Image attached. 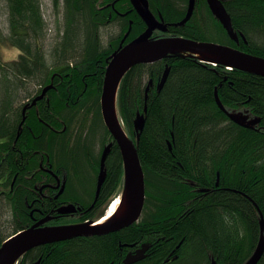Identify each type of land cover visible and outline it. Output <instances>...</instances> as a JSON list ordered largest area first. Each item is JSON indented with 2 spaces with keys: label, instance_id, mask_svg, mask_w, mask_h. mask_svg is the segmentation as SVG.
<instances>
[{
  "label": "trees",
  "instance_id": "16d2710c",
  "mask_svg": "<svg viewBox=\"0 0 264 264\" xmlns=\"http://www.w3.org/2000/svg\"><path fill=\"white\" fill-rule=\"evenodd\" d=\"M4 1L9 25L4 43L18 56L0 65V156L1 145L8 156L0 162V218L11 217L10 232L0 230V246L10 235L31 226L26 179L38 164L32 160L16 165L9 153L23 117L20 100L49 85L55 74L63 78L60 83L53 77L62 89L47 92L46 112L38 105V117L34 111L26 114L13 147L23 145L19 149L24 156L28 149L47 151L52 158L49 164L68 172V196L88 202L96 198L104 141H112L101 121L102 80L106 59L128 27L126 20L115 24L119 36H111L103 46L100 30L109 24L106 12L97 15L96 0H62L63 36L50 50L48 62L41 50L40 2ZM59 1L52 0L53 6ZM148 2L152 13L160 14L166 23L177 24L186 15L188 0ZM223 4L234 31L245 42L229 39L206 0H196L189 21L169 27L168 34L225 44L264 58V0H224ZM131 25L126 42L145 28L135 17ZM167 66V79L157 91ZM30 83L38 86L33 92ZM216 92L228 112L259 117V124L248 128L230 120L218 107ZM117 109L144 174L145 203L139 222L101 236L39 246L18 264H120L125 250L141 243L150 244V249L138 264H245L259 241L260 215L264 219V77L195 58L170 57L133 66L121 80ZM137 114L144 115L138 138ZM49 124L63 132L52 131ZM105 174L97 198L104 206L122 187V160L115 143L105 160ZM101 211L100 215L104 208ZM257 264H264V252Z\"/></svg>",
  "mask_w": 264,
  "mask_h": 264
},
{
  "label": "water",
  "instance_id": "95a60500",
  "mask_svg": "<svg viewBox=\"0 0 264 264\" xmlns=\"http://www.w3.org/2000/svg\"><path fill=\"white\" fill-rule=\"evenodd\" d=\"M132 4L145 23L146 29L137 38L123 46V43L129 31L124 35L117 50L107 60L105 69L101 95V117L109 134L113 138L120 151L123 166V186L120 196V204L117 211L107 222L100 225H94V222H86L82 224L60 225V226H45L38 228L44 223L43 220L29 228L21 230V233H16L14 237L10 236L0 246V264H17L19 260L30 250L57 242H62L71 238L101 236L108 233L116 232L127 228L136 223L143 211L145 202V182L143 169L138 157L137 149L131 139H129L126 131L123 128L121 119L117 109V95L119 86L124 75L135 65L152 64L170 57H189L195 58L202 63L220 65L228 69L238 70L240 72L255 76L264 77V58L256 55L243 52L234 47L219 44L215 42L196 41L193 39L170 36L153 38L152 34L155 30L162 32L167 31V26L158 22L154 15L149 10L147 0H131ZM211 13L222 25L227 35L234 42H238V36L234 32L229 14L221 0H206ZM195 0H188L187 12L183 20L174 26H183L191 17ZM243 40L245 38L241 35ZM169 67H166L160 81L157 84L159 91L168 76ZM152 82L150 81V86ZM52 88V84L46 86L41 94L34 98L30 104H27L22 109L23 119L25 120L26 110L33 106L38 100L42 99L46 92ZM149 89H146V92ZM215 101L218 107L226 112L227 117L248 128H255L260 122L259 117H250L242 112H228L221 104L217 92L215 93ZM144 127V115L137 114L134 120V132L136 137L142 132ZM19 133L17 134V137ZM112 142L105 146L100 158L98 188L104 181L105 176V160L112 146ZM73 206L61 208L60 214H66L74 211ZM260 237L253 255L245 262V264H257L264 252V219L260 215ZM148 248L143 245L134 254H128L123 259V264H133L143 257L144 251ZM36 264V263H35ZM38 264V262H37Z\"/></svg>",
  "mask_w": 264,
  "mask_h": 264
},
{
  "label": "flooded vegetation",
  "instance_id": "af4514ba",
  "mask_svg": "<svg viewBox=\"0 0 264 264\" xmlns=\"http://www.w3.org/2000/svg\"><path fill=\"white\" fill-rule=\"evenodd\" d=\"M95 5H96V11L98 12L97 15L103 12L107 13V16H105L106 24H109V25L113 24L115 26V24H119L122 22L124 23V20H126V23L128 25L126 32L128 31V29H130L129 33L131 32V29H132L131 24L133 23V17L138 18L142 21V19L136 13L131 0H96ZM156 17L158 19L163 20L160 14H157ZM143 24L145 26L144 22ZM155 35L162 36L163 34L156 33ZM117 36H119V33L117 34ZM239 40L244 41L240 34L238 35L237 44L239 43ZM87 75H91V74H87ZM54 76L58 78L60 83L63 81V78H61L59 75L55 74ZM53 77H51V83L54 86L50 90L56 89L58 91L59 89H62V85L60 83H55V80L53 79ZM89 81L94 82V79L91 78ZM40 89L42 90V88ZM41 90H39L37 93L34 92L31 98L26 99V102L23 103V106L25 104L30 103L34 97L39 95ZM57 95L59 99L62 98L60 91ZM52 98L53 97H51V99ZM43 102L44 104H42ZM47 103H48L47 97L45 96L42 100L38 101L34 106L28 108L26 111V114L30 113V111H34L35 115L38 117L39 109L37 108V106L39 105L41 110L46 112V108L48 107ZM101 121L103 123V120ZM48 126H50V129L52 131H55L58 133L63 132V130H57V127L52 124H49ZM27 129L29 131L28 127ZM18 139L19 137L16 139V141L13 143L12 147L10 148V150L12 151V152L9 151V153H11L10 155L11 160H13V162L16 165L18 164L28 165L32 160H36L38 164V169L35 170L26 179L28 184H30V187L27 188V196L25 200V204L28 209V215H29L30 222H31L30 225L39 223L40 221H43V220H46V222L41 226L73 225V224H81V223H85L88 221L98 220V218L101 216L100 214L102 212L101 211L102 208L105 207L104 205H102V200L101 201L99 200L100 202L97 200V198L99 197V194L96 196V192H95L96 198L91 202H88V200L86 199L79 200L78 198L68 196L67 183H68L69 176H68V172L65 169V167L61 165L53 167L52 163L49 164V162L52 161V158H51V155L47 151L41 152L40 154L37 151H34V150L30 151L31 149H28V155L24 156L19 149V147H23V145H19L18 148L13 147L14 144H16V142L18 141ZM107 143L108 141H106L105 139L104 148L107 145ZM0 144H2V142H0ZM24 146L29 148V145H24ZM3 149H4V146L1 145L2 151H1V156H0V162L5 161V159H7L8 157L5 153H3ZM103 149H102V152H103ZM51 165H52V168H51ZM16 177H17V174H15L10 184L11 190L13 189V185L16 180ZM105 177H106V174H105ZM97 179H98V175H96V179H95L96 185H97ZM104 180L106 181L105 178ZM111 188L112 187H110L109 189ZM78 195H81V194H78ZM82 195H84V193ZM68 206H73L75 210L69 213L60 215L59 210L61 208H65ZM77 238L86 239V237H77ZM87 238H91V237H87ZM140 245L141 244L132 245L129 248H127L125 250L124 257L126 254H134L140 248ZM149 249H150V244L148 245L147 251ZM145 256H146V253L144 255V258ZM144 258H142L138 262L142 261ZM122 261L123 259L121 260V263ZM138 262H136L135 264H138Z\"/></svg>",
  "mask_w": 264,
  "mask_h": 264
},
{
  "label": "rangeland",
  "instance_id": "374dc122",
  "mask_svg": "<svg viewBox=\"0 0 264 264\" xmlns=\"http://www.w3.org/2000/svg\"><path fill=\"white\" fill-rule=\"evenodd\" d=\"M40 2V9L42 20L44 23V39L42 42V52L45 55V61L49 62L50 50L60 41L63 36L64 24H65V7L63 1H59L57 7L53 6L51 0H38ZM7 6L4 0H0V65L5 62L14 60L17 58V52L9 48V45L5 44V37L9 33L8 14L6 12ZM100 36L102 45L106 46L111 36L117 35L118 30H115V26L108 25L100 30ZM3 37V38H2ZM31 92L38 88L37 85L30 83ZM21 103L26 102V98H22ZM118 199L120 198L117 197ZM121 201V200H120ZM11 217L5 215L0 218V230L5 233L10 232Z\"/></svg>",
  "mask_w": 264,
  "mask_h": 264
},
{
  "label": "bare ground",
  "instance_id": "6f19581e",
  "mask_svg": "<svg viewBox=\"0 0 264 264\" xmlns=\"http://www.w3.org/2000/svg\"><path fill=\"white\" fill-rule=\"evenodd\" d=\"M112 55V54H111ZM110 55V56H111ZM100 112H101V104H100ZM103 124H104V122H103ZM105 126V125H104ZM105 128H106V126H105ZM107 129V128H106ZM108 131V130H107ZM120 152V151H119ZM100 166V165H99ZM97 188H98V179H97V185H96V196H97ZM101 188V187H100ZM100 190V189H99ZM118 202H119V200L118 199H116V200H114L110 205H109V209L107 210V212H106V214H105V216L103 217V218H101L100 220H99V222H98V224L97 225H100V224H104L105 222H107L110 218H112L113 217V215L115 214V212L117 211V208H118ZM37 224V223H36ZM33 225H35V224H33ZM33 225H31V226H33ZM38 228H42V226H41V224L38 226ZM117 232V231H116ZM87 238V237H86ZM71 239H73V238H71ZM71 239H68V240H71ZM68 240H65V241H68ZM65 241H62V242H65ZM43 246V245H42ZM148 249V248H147ZM147 249H146V251H147ZM146 251H144V253H143V257L142 258H144V255H145V253H146ZM141 258V259H142ZM140 259V260H141ZM139 261V260H138ZM137 261V262H138ZM38 263H39V261H38ZM136 263V262H135ZM135 263H133V264H135ZM36 264H37V262H36Z\"/></svg>",
  "mask_w": 264,
  "mask_h": 264
}]
</instances>
